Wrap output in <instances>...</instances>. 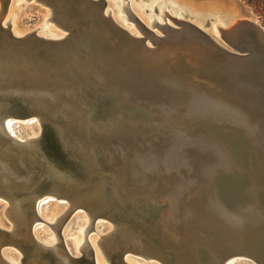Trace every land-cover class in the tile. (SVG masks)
I'll use <instances>...</instances> for the list:
<instances>
[{
    "label": "bare ground",
    "instance_id": "6f19581e",
    "mask_svg": "<svg viewBox=\"0 0 264 264\" xmlns=\"http://www.w3.org/2000/svg\"><path fill=\"white\" fill-rule=\"evenodd\" d=\"M12 1L0 0V27H8V34L14 39L0 30V61H4L0 76L5 75L4 71L16 70L12 60L22 51L21 41L29 36L67 43L79 66L70 67V75L66 73L64 77L72 76L81 83L80 90L83 83L92 89L93 100L87 101L94 108L92 117L106 118L114 113L129 119L130 123L116 126L117 132L128 140L127 148L137 143L138 137H151L141 140L137 148L147 161V175L150 171L154 177L149 180L138 166L123 165L118 171H123L119 181L126 183L124 189L115 185V178L112 181L124 199L112 195L108 186L104 189V213L110 220L98 216L90 232L101 224L99 219L110 227L95 242H89L90 232L86 237L95 263L116 264V257L110 258L109 252L122 241L129 248L124 257L127 264H136L127 257L133 253L132 248L140 257V245L149 250L151 244H157L164 260L154 261L159 264H236L239 258L264 264V79L255 77L244 63L245 55L232 57L213 49L214 43L229 49L222 34H240L241 28L247 30L248 36L259 39L264 29L255 17L242 15L234 3L206 0L205 6L219 17L212 26L214 36L207 30L206 22L198 24L202 19L199 10L192 8L194 21L182 18L181 5L196 4L198 0H153L160 14L150 20V27L123 1L115 0L128 25L115 17L106 0H33L46 9L44 14L48 13V17L37 29L26 31L15 19L9 23ZM168 7L177 19L170 17L171 23L164 19L161 22ZM45 22H51L58 31ZM159 75L192 86L202 98H183L168 86L145 90L148 86L144 79ZM8 84V80L0 78V99L10 100L21 93L6 89ZM173 94L179 99L167 96ZM101 95L107 96L96 101ZM76 96L83 101L81 94ZM19 106L17 101L6 106L5 113L12 116L6 119L5 130L0 128V145L10 152L8 135L22 142H37L50 167L47 178L31 188V193L39 196L34 209L38 219L32 224L29 199L23 189L0 186V202H4L0 203V242L8 247L2 256L12 264H75L72 260L81 255L89 216L77 208L61 223L70 192L58 190L64 189L67 180L86 178V183H92V179H106L90 173L89 163L87 171L84 166L64 160L66 155L52 153L54 145L51 143L50 147L46 140L47 126L36 115L22 117ZM30 118L40 125L30 135L13 128L12 120ZM117 155L123 163L121 153ZM111 168L115 171V167ZM234 172L239 175L231 176ZM123 176L131 177V182ZM51 189L58 191V198L49 194ZM82 195L77 194L75 199L84 204ZM50 202H58L49 211L51 217L62 214L48 223L55 239H40L34 226L42 221L40 208ZM77 212L87 215V225L81 219L76 227L83 238L64 242L62 230ZM105 236L110 237L109 243L102 240ZM44 256L48 260L42 262Z\"/></svg>",
    "mask_w": 264,
    "mask_h": 264
},
{
    "label": "water",
    "instance_id": "95a60500",
    "mask_svg": "<svg viewBox=\"0 0 264 264\" xmlns=\"http://www.w3.org/2000/svg\"><path fill=\"white\" fill-rule=\"evenodd\" d=\"M98 3H101V0ZM105 22L111 23L108 19H105ZM239 25L244 27L243 23ZM115 29L117 30V28ZM190 29L193 28L190 27ZM0 30L6 34L7 38L14 40L8 34V27H0ZM247 34V30L244 28H241L240 34L235 31L233 36L227 35V32L223 33L222 38L228 42L229 49L215 43L213 44V49L232 57L245 55L244 63L252 69L255 77L264 79V34H259V39ZM20 47L22 51L12 60L13 64H16V70L4 71L5 75L0 76L4 81L8 80L9 84L5 87L6 89L21 92L17 93L18 95L14 98L9 97L12 101L7 98L0 99V128L5 130L6 119L12 116L5 113L7 104L17 101L20 104L18 111L22 117L36 115L38 120L47 126L46 140L50 147L51 143L54 145L51 147L52 153L62 156L66 155L64 160H71L77 165L84 166L87 171L86 164L89 163V168L92 169L90 173L98 174L101 179H106V181L92 179V183H86V178L79 181L67 180L63 184L64 189L58 190L65 191V189H68L70 192V195L66 198L69 206L61 223L65 222L77 208L84 209L89 216V223L84 231L81 255L72 261H75V264H96L93 249L90 247L86 237L92 230L93 223L98 216L110 220L108 214L104 213V198L102 196L104 189L108 186L112 195L117 197V199H124V195L115 190L112 181L115 178V181H117H114L115 185L118 183V188L124 189L126 183L122 180L119 181V175H122L123 171H118V168L123 165L126 168H132L133 166L137 168L138 166L140 171L147 175V168H149L145 167L147 161L144 155L139 153L137 146L142 144L141 140L146 141L151 137L143 135L140 138L134 135V137H138L137 143L134 142L127 148L128 140L123 139L124 136L117 132L116 126L130 123L129 119L114 113H110L106 118L92 117L91 114L94 112L93 105L87 103V101L93 100L91 98L92 89L87 83H83V88L80 90L81 83L74 78L72 79V76L70 79L64 77L66 73L70 75V67L77 68L79 66L76 63L75 54L69 49V44L64 42L54 43L52 40L32 35L21 41ZM41 47L43 48L42 50ZM70 60H72L71 63H68ZM1 62L4 61H0V74H2L3 67ZM144 82L148 86L145 89L147 91H150V89L153 91L154 88L161 86H168L183 96V98H202L192 86L166 75H159L155 78L147 76ZM79 94H81L83 101L77 99L76 95ZM106 96L101 95L96 101H101ZM167 96L179 99L176 94ZM7 140L12 144L9 148L10 152L4 150L0 145V186L4 185V187L6 186L10 189L21 187L23 189L29 199L27 203L31 217L29 224H32L38 219L34 209L39 196L31 193V188L47 178L50 164L43 157L37 142L31 140L22 142L11 135H8ZM115 153L116 155H114ZM118 153H121L124 161L121 164ZM104 155L106 156L104 157ZM106 158L108 159L106 160ZM111 167H115V171ZM13 169L16 170L15 173L17 174L13 173ZM218 174L227 176L221 171ZM237 175H239L238 172H234L231 176ZM241 176H246L245 172ZM147 177L150 180L154 175L149 171ZM125 180L126 182H131L132 178H125ZM83 188L84 190H82ZM57 192H53L51 189L49 194L58 198ZM79 193L84 195H82L84 204L78 203L75 199ZM135 218L141 221V218ZM102 240L109 243L110 237L105 236ZM151 245L152 249L149 250L140 245L139 249L142 250L140 257L136 255L138 251L132 248L133 253L128 254V258H136L145 263H153L155 260L164 262L161 254L157 251V244ZM5 246L4 243L0 242V263L12 264L2 256V251L8 248ZM128 250L129 248L124 242L119 241L113 252H109V256L110 258L116 257V264H127L124 261V257ZM44 260H48V258L46 256L42 257L41 261L43 262ZM223 262L220 264H223Z\"/></svg>",
    "mask_w": 264,
    "mask_h": 264
},
{
    "label": "rangeland",
    "instance_id": "374dc122",
    "mask_svg": "<svg viewBox=\"0 0 264 264\" xmlns=\"http://www.w3.org/2000/svg\"><path fill=\"white\" fill-rule=\"evenodd\" d=\"M106 1L110 7L109 9L113 11L115 17L117 19H122V20H120L121 23H124V25L130 24V23L126 22L124 20V18H122L123 16H125V14L123 11H121L119 9V5L116 4L115 0H106ZM117 1H123V3H128V5H130L133 13L135 14V16L139 20L143 19L149 25L148 27H150L151 18L155 17V15L158 16L160 14L159 7H157L158 6L157 3H153V0H151V1L150 0H117ZM198 1H199V3L196 2V4L191 3V2H187L184 5H181V8L183 10L182 18L184 20L194 21V17L191 15V13H193L192 8L199 10L200 12H202V19L200 20V22H198V24L202 26L204 24V22H206V24H208L207 30L212 35L216 36L214 31H213L212 26L217 21V18H219L217 13L210 12L211 9L205 6V4L210 0H208V1L198 0ZM211 1H213V0H211ZM215 1L234 3L236 6H238V8L241 9L242 15L250 16L252 18L255 17L253 19L256 20V22L264 29V7H262L261 5L259 6L256 4H251V3L247 2V0H215ZM11 9H12V14H11L12 17L9 18V23L11 24L12 19H15L16 22L18 23V26L19 27L21 26L20 28L23 27L22 29H24V30L27 29L28 31L33 30V29H37L38 26L40 24H42V22L44 23V17H48V13L44 14V10H46V9L41 7L39 4L34 3L33 0H31V1L13 0ZM146 9L147 10L150 9V10H152V12L149 13L150 11H145ZM170 11L172 13H170ZM164 14L161 15V17H162V18H160L161 22L164 19L165 21H168V23H171L170 17L177 19L173 15V10L171 9V7H168V11ZM7 18L8 17H6V19ZM45 23H46L45 25H49L50 27H52L53 30L58 31L53 26V24L51 22H45ZM224 23L226 24L227 22L224 20ZM45 25L43 24L41 26V28L39 29V32L43 29V27ZM131 25H132L134 31L136 32V29L134 28L135 26L132 23H131ZM12 121H15V123H16L13 125V128L14 129H17V128L20 129V133L24 134V135H30L33 132V130H37L40 127L39 123L36 122L34 118L24 119V120H12ZM28 123H31V124L28 125ZM15 127H17V128H15ZM0 203H4V202H0ZM57 203L58 202H50V203L46 204L45 206H43L42 209L40 208V218L42 219V221L37 222V224L34 226V228L36 229L35 234L40 239L49 238L51 236H53L55 239L53 230L48 226V223L54 222V220H55L54 218H56L62 214L61 213L54 218L51 217V214L49 211L51 208L56 206ZM1 205L2 204H0V207H1ZM81 219H85L83 225L84 226L87 225L86 224V220H87L86 213L77 212L75 215L72 216V218L64 226V228L62 230L64 242L65 241L71 242V241H74L75 239L77 241L82 240L83 237L78 234V231L76 229L77 225H79V223L81 222ZM5 221L8 223V225H10L6 219H5ZM97 221H99V222L102 221V222H101V224L95 226L94 230L92 232H90V234L88 236L89 242H95V240H97L100 235L106 233L108 227H110L109 224H107L108 222H106L105 220L99 219ZM95 247L99 251L102 259L105 261V259L103 258L102 254H101L98 246H96V244H95ZM127 257H128V255H127ZM232 259H234V258H232ZM238 260H240V261L236 264H254V263L250 262L249 260H244L242 258L241 259L239 258ZM128 261H131V262L136 263V264H159L157 262L145 263V262L138 260L136 258H134V259L128 258ZM106 263H108V262H106Z\"/></svg>",
    "mask_w": 264,
    "mask_h": 264
},
{
    "label": "trees",
    "instance_id": "16d2710c",
    "mask_svg": "<svg viewBox=\"0 0 264 264\" xmlns=\"http://www.w3.org/2000/svg\"><path fill=\"white\" fill-rule=\"evenodd\" d=\"M247 2L251 3V4H256V5H261L262 7H264V0H247Z\"/></svg>",
    "mask_w": 264,
    "mask_h": 264
},
{
    "label": "flooded vegetation",
    "instance_id": "af4514ba",
    "mask_svg": "<svg viewBox=\"0 0 264 264\" xmlns=\"http://www.w3.org/2000/svg\"><path fill=\"white\" fill-rule=\"evenodd\" d=\"M123 4H126V3H123ZM127 4H128V3H127ZM119 6H120V5H119ZM151 12H152V10H150V12H149V13H151ZM134 15H135V14H134ZM152 18H154V17H152ZM152 18H151V19H152Z\"/></svg>",
    "mask_w": 264,
    "mask_h": 264
}]
</instances>
